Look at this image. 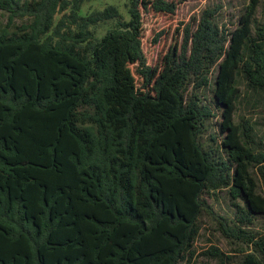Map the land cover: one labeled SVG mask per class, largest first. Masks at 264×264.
<instances>
[{
	"label": "trees",
	"instance_id": "1",
	"mask_svg": "<svg viewBox=\"0 0 264 264\" xmlns=\"http://www.w3.org/2000/svg\"><path fill=\"white\" fill-rule=\"evenodd\" d=\"M262 2L233 30L205 9L152 65L145 17L175 1L128 0L124 18L0 0V264H182L203 217L229 246L210 264H264Z\"/></svg>",
	"mask_w": 264,
	"mask_h": 264
},
{
	"label": "rangeland",
	"instance_id": "2",
	"mask_svg": "<svg viewBox=\"0 0 264 264\" xmlns=\"http://www.w3.org/2000/svg\"><path fill=\"white\" fill-rule=\"evenodd\" d=\"M177 2V10L174 15H155L153 13L147 14L144 24V51L147 54L149 63L157 65L168 53L170 49L180 50L181 43L184 38L185 27L190 25L191 30H195L198 19L202 12L207 8L217 7L216 14L217 22L221 26L225 25L226 28L233 30L239 24L240 16L245 12L250 0H170ZM82 12L90 13L95 9H104L109 5H116L124 18H128V0H82ZM62 14L56 16V20L61 18ZM256 24L264 22V2H262L255 14ZM7 16L0 13V23H5ZM20 22V20H18ZM115 20H110L105 23L99 24L96 29L99 35H103L109 29L115 27ZM166 29V32L161 36L158 41H155L156 33ZM163 44L165 46L163 47ZM213 77L217 74V68H215ZM242 92L245 93V82L241 83ZM212 96L213 93L209 92ZM247 99V98H246ZM264 99V98H263ZM264 103V100H263ZM242 113L250 112L257 113V118L260 120L263 108H252L245 105L241 106ZM239 116H236L238 120ZM217 119L210 124V130H218ZM262 120V119H261ZM260 120V121H261ZM220 205H223L220 207ZM215 207L221 211H227V207L224 202L215 203ZM202 229L200 235L196 239L194 244V254L189 261H184L182 264H210L214 263L210 258L205 256L203 252L208 249L212 244L218 245L222 249H227L228 242L218 232L215 231L214 225L208 217L201 219Z\"/></svg>",
	"mask_w": 264,
	"mask_h": 264
}]
</instances>
